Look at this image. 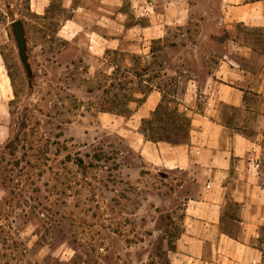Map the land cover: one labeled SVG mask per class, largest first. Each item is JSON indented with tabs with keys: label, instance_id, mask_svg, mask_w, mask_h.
<instances>
[{
	"label": "rangeland",
	"instance_id": "1",
	"mask_svg": "<svg viewBox=\"0 0 264 264\" xmlns=\"http://www.w3.org/2000/svg\"><path fill=\"white\" fill-rule=\"evenodd\" d=\"M66 3L51 0L44 17L31 0H0V84L5 80L9 91L0 109L6 124L0 132V264H164L158 249L165 231L183 230L187 201L199 188L186 172L146 164L122 130L127 108L139 105L150 86L182 87L172 79L174 70L183 74L179 60L201 76L210 52L220 54L207 48L202 27L205 14L218 11V0H149V14L173 8L187 14L189 24L167 27L154 57L109 53L97 67L80 41L59 36L74 15ZM131 10L128 2L123 11ZM15 21L25 29L30 76ZM257 43L263 54L264 39ZM115 99L116 111L101 118L106 100ZM232 210L238 216V208ZM227 222L236 234L238 225ZM259 247L264 251L260 241Z\"/></svg>",
	"mask_w": 264,
	"mask_h": 264
},
{
	"label": "crops",
	"instance_id": "2",
	"mask_svg": "<svg viewBox=\"0 0 264 264\" xmlns=\"http://www.w3.org/2000/svg\"><path fill=\"white\" fill-rule=\"evenodd\" d=\"M66 1L74 15L66 19L59 36L80 41L95 67L107 63L109 53L154 57L153 42L163 43L167 27L186 26L190 18L173 8L171 13L149 14V0ZM128 2L132 10L123 11ZM50 3L31 0V9L45 16ZM218 6L217 12L205 14L202 27L207 48L216 46L220 54L210 52L201 76L182 60L178 63L183 74L174 70L172 76L177 87L182 85L173 90L172 98L191 121L189 141L152 142L142 132L143 120L163 100L155 85L141 94L139 105L129 108L122 130L146 164L186 172L199 188L197 197L187 201L183 231L176 251L169 253V264L264 261L259 249L264 227V52L255 48L264 39V0H218ZM0 87L1 109L9 97L8 83L3 80ZM111 114L99 111L101 118ZM5 129L6 124H0V132ZM233 207L238 208L236 217ZM229 220L238 225L236 234L228 230Z\"/></svg>",
	"mask_w": 264,
	"mask_h": 264
},
{
	"label": "trees",
	"instance_id": "3",
	"mask_svg": "<svg viewBox=\"0 0 264 264\" xmlns=\"http://www.w3.org/2000/svg\"><path fill=\"white\" fill-rule=\"evenodd\" d=\"M38 17V16H37ZM46 17V16H44ZM164 48V44L161 40H157L153 42L151 47L152 53H156L159 50ZM30 65V64H29ZM25 67V66H24ZM28 75L30 76L31 68L27 69L25 67ZM148 70V68H145ZM11 76V75H10ZM135 76L138 78H142L143 74L136 73ZM158 89L163 92V100L157 107V109L152 113V115L143 120L142 132L145 136L152 142H167L172 145H182L186 144L190 138V119L183 113L179 111L178 106H172V103H177L176 99H173V92H168L165 87L161 85L157 86ZM112 104V106H111ZM114 104V105H113ZM117 101L115 100H106L105 106L101 108V112H109L114 113L116 110ZM128 107V106H127ZM129 109V108H127ZM127 116L131 114V110L126 111ZM13 142L8 144L7 148H13ZM14 150V149H13ZM12 150V151H13ZM70 158V157H69ZM77 166L85 171L86 167L84 166V162L82 158L78 159ZM170 218V222L167 226L172 228L175 227V222H173L172 217ZM184 220V217H183ZM264 229V227H263ZM183 230L176 228V231L170 232L167 228L165 231V237L162 238L161 246L158 249V257L164 259V264H169V253L175 252L176 242L181 236ZM259 241L264 243V237L261 235ZM261 251L262 249L259 248ZM150 264H157L154 260H151Z\"/></svg>",
	"mask_w": 264,
	"mask_h": 264
},
{
	"label": "water",
	"instance_id": "4",
	"mask_svg": "<svg viewBox=\"0 0 264 264\" xmlns=\"http://www.w3.org/2000/svg\"><path fill=\"white\" fill-rule=\"evenodd\" d=\"M12 31L18 45L20 60L23 63V65L27 69H29L30 65L27 55V38L23 24L20 21L13 22Z\"/></svg>",
	"mask_w": 264,
	"mask_h": 264
}]
</instances>
